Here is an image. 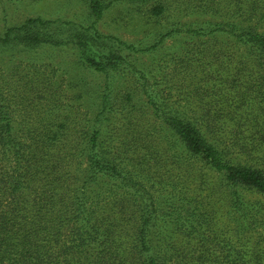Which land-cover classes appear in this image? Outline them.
Instances as JSON below:
<instances>
[{"label":"trees","instance_id":"1","mask_svg":"<svg viewBox=\"0 0 264 264\" xmlns=\"http://www.w3.org/2000/svg\"><path fill=\"white\" fill-rule=\"evenodd\" d=\"M83 1L95 19L101 17L99 0ZM261 2L249 0L248 12L241 5L227 6L224 14L233 16L236 10L251 20L263 10L261 19ZM161 11L155 6L151 13ZM50 27L39 19L25 21L7 30L3 43L29 50L73 43L80 62L107 74L127 63L122 52L134 48L111 43L92 27L76 30L70 39L55 38ZM211 27L207 41L224 35L233 39L234 47L181 58L182 70L173 76L172 88L186 97L171 93V98L183 105L176 101L167 109L164 101L144 90L154 121L170 133L171 146L188 157L176 159L171 169H166L169 157L151 150L152 132L132 135L138 122L128 121L124 138L116 135L120 143L110 147L107 128L113 105L106 95L100 113L92 118L80 117L75 111L81 105L76 104L66 113L54 109L31 125L14 117L16 107L4 102L0 91V264H264V236L247 230L252 224L247 214L238 215L231 228L223 219L219 224L222 217L215 208L224 201L233 214H242L248 210L244 193L264 197V169L259 167L264 164V33L257 24L244 28L233 21ZM185 87L190 89L187 94ZM237 89L251 92L252 100L243 103L234 99L235 92L225 94ZM127 98L128 103L133 99ZM253 100L258 101L256 107ZM237 106H245L244 116ZM180 161L187 170L194 169V161L204 162L220 176V183L211 185L201 174L199 186H210L207 194L189 196L175 189L181 209L172 206L166 216L162 191L190 174L176 170ZM211 186L220 187L226 197L215 200ZM169 218L172 231L162 236L171 226Z\"/></svg>","mask_w":264,"mask_h":264},{"label":"rangeland","instance_id":"2","mask_svg":"<svg viewBox=\"0 0 264 264\" xmlns=\"http://www.w3.org/2000/svg\"><path fill=\"white\" fill-rule=\"evenodd\" d=\"M99 1L103 5V11L101 17L95 19L83 0H0V91L4 95L2 98L11 108L16 107L14 117L25 118L33 125L37 117H46V113H51L54 109L66 113L76 104L81 105L80 109L75 111L80 117L92 118L100 113L101 99L106 95L112 99L113 105L112 125L107 128L112 135L110 147L116 148L120 143L116 135L120 134L124 138L125 132L128 131L125 130L128 121L133 124L138 122L140 124H136L138 126L132 130V135H143L145 130L152 132L154 135L148 138L153 140L151 150L158 151L159 156L169 157L170 162L166 169H171L176 159L185 160L188 157L180 148L171 146L170 133L154 121L144 90L147 89L148 94L157 96V100L164 101L167 109H171L172 102L179 101L178 105H183L181 99L171 98V93L180 98L186 97L172 88L175 82L172 80L173 76L182 70L181 58L193 59L203 50L234 47L230 46L233 39L224 35L207 41L211 36L209 33L211 25L233 21L239 22L241 27L245 28L247 25L257 24L259 32L264 33V18L258 19L263 10L258 12L260 14L256 18L250 20L240 17L236 10L233 16L224 14L223 10L227 6L236 9V5H241L248 12L246 6L249 0H149L145 4L132 0ZM261 1L260 7H264V0ZM155 6L162 9L161 14L151 13ZM211 6L216 10H210ZM36 19L50 22L53 27H50L49 31L55 38L60 35L64 39H70L76 30L92 27L100 35L109 38L111 40L109 42L116 40L134 48L122 52L126 55L127 63L122 64L116 72L107 74L80 62L78 48L73 43L66 42L60 46L41 45L31 50L21 45H9L8 41L3 43L8 29ZM188 29L197 32L190 34L186 32ZM168 33H170L168 37L162 38ZM246 74L250 76L249 73ZM232 75L234 74L230 76ZM184 89L186 94L190 90L187 87ZM232 92H235L234 99L241 98L243 103L252 100L251 92L242 93V89L225 91V94ZM127 97L133 98L131 102L128 103ZM252 103L256 107L258 101L253 100ZM244 110L245 106L237 108L239 114L243 116ZM76 129L79 130L78 127ZM241 157L243 159L242 155ZM240 160L239 156L235 159L236 162ZM194 163L192 170H187L183 161L176 164L177 171L186 170L190 174L182 177L178 185L171 181V187L162 191L160 196L162 214L169 215L172 206L181 209V202L175 195V189L186 190L189 196L194 193L202 196L208 193L207 187L210 186L204 184L200 187L198 175L201 178L203 174V180L211 185L220 183V176L208 169L204 162ZM257 163H259L257 160L252 162L259 165ZM259 167L264 169V164ZM146 186L149 187L148 184ZM211 187L215 200L226 197L220 187ZM150 191L154 196L159 194L156 190ZM243 197L248 210L242 214L241 212L233 214L225 206L224 201L217 203L215 208L218 210V218L222 217L219 224L223 225V219L225 224L232 228L238 215L247 214L245 217L252 223L247 230L250 233L251 230H256L264 236L262 225L264 220L260 221L264 218V197L248 192L244 193ZM178 212L184 216L183 211L177 210L176 213ZM171 215L175 217L173 212ZM166 220L171 222L172 218ZM170 231L172 222L171 226L163 229L161 235H167Z\"/></svg>","mask_w":264,"mask_h":264}]
</instances>
